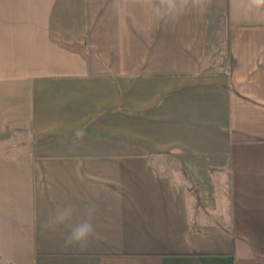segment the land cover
Returning a JSON list of instances; mask_svg holds the SVG:
<instances>
[{
    "label": "crops",
    "instance_id": "obj_1",
    "mask_svg": "<svg viewBox=\"0 0 264 264\" xmlns=\"http://www.w3.org/2000/svg\"><path fill=\"white\" fill-rule=\"evenodd\" d=\"M0 264H264V8L0 0Z\"/></svg>",
    "mask_w": 264,
    "mask_h": 264
},
{
    "label": "clouds",
    "instance_id": "obj_2",
    "mask_svg": "<svg viewBox=\"0 0 264 264\" xmlns=\"http://www.w3.org/2000/svg\"><path fill=\"white\" fill-rule=\"evenodd\" d=\"M143 10L146 19L154 24L175 23L186 14H201L207 11L211 0H134ZM250 7L264 8V0H249ZM76 140H82L85 131L77 128ZM97 205L88 202L82 209L72 202L57 205L42 220L41 227L49 231L66 230L63 237L65 246L86 247L99 233L95 223ZM79 216V219L76 217Z\"/></svg>",
    "mask_w": 264,
    "mask_h": 264
}]
</instances>
